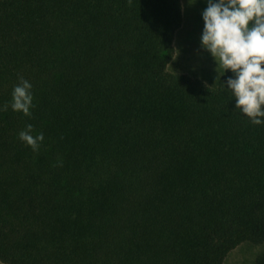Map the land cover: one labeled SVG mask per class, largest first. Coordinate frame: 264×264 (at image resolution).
<instances>
[{
	"label": "trees",
	"instance_id": "obj_1",
	"mask_svg": "<svg viewBox=\"0 0 264 264\" xmlns=\"http://www.w3.org/2000/svg\"><path fill=\"white\" fill-rule=\"evenodd\" d=\"M182 21V0H0L1 263L222 264L264 244V124L230 71L168 72Z\"/></svg>",
	"mask_w": 264,
	"mask_h": 264
},
{
	"label": "clouds",
	"instance_id": "obj_2",
	"mask_svg": "<svg viewBox=\"0 0 264 264\" xmlns=\"http://www.w3.org/2000/svg\"><path fill=\"white\" fill-rule=\"evenodd\" d=\"M201 17L200 45L214 59L216 71L222 69L221 76L232 73L223 85L235 98L236 108L253 124H264V0H206ZM32 87L19 77L11 93L13 111L31 115ZM32 129L27 124L19 138L38 151L44 134L33 135Z\"/></svg>",
	"mask_w": 264,
	"mask_h": 264
},
{
	"label": "rangeland",
	"instance_id": "obj_3",
	"mask_svg": "<svg viewBox=\"0 0 264 264\" xmlns=\"http://www.w3.org/2000/svg\"><path fill=\"white\" fill-rule=\"evenodd\" d=\"M206 0H182V25L174 39V55L167 70L170 73L186 74L215 86L222 69L216 71L212 56L200 45L203 28L201 11ZM264 251V244L245 242L232 250L222 264H254L256 257ZM1 264V263H0Z\"/></svg>",
	"mask_w": 264,
	"mask_h": 264
},
{
	"label": "crops",
	"instance_id": "obj_4",
	"mask_svg": "<svg viewBox=\"0 0 264 264\" xmlns=\"http://www.w3.org/2000/svg\"><path fill=\"white\" fill-rule=\"evenodd\" d=\"M1 263V262H0ZM1 264H3V263H1Z\"/></svg>",
	"mask_w": 264,
	"mask_h": 264
}]
</instances>
